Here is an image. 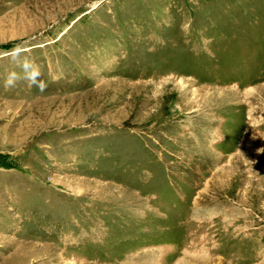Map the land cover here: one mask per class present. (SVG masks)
Here are the masks:
<instances>
[{
	"label": "rangeland",
	"instance_id": "obj_1",
	"mask_svg": "<svg viewBox=\"0 0 264 264\" xmlns=\"http://www.w3.org/2000/svg\"><path fill=\"white\" fill-rule=\"evenodd\" d=\"M0 264H264V0H0Z\"/></svg>",
	"mask_w": 264,
	"mask_h": 264
}]
</instances>
